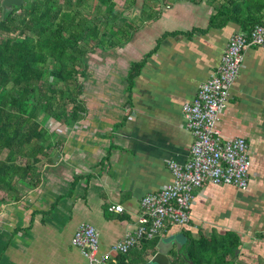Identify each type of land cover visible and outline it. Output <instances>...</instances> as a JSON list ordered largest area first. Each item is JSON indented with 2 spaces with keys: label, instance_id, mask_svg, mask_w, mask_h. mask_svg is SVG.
Wrapping results in <instances>:
<instances>
[{
  "label": "crops",
  "instance_id": "crops-1",
  "mask_svg": "<svg viewBox=\"0 0 264 264\" xmlns=\"http://www.w3.org/2000/svg\"><path fill=\"white\" fill-rule=\"evenodd\" d=\"M114 1L129 37L84 56L85 115L64 125L61 138L53 133L60 142L39 164V186L19 184L22 199L0 200V264H31L23 256L38 234L37 247L49 250L38 264H79L83 258L72 240L80 225L99 231L101 253L133 230L140 200L172 183L171 161L189 158L193 137L183 106L217 69L230 36L264 24V0H137L135 7ZM135 63L141 67L129 86ZM219 129L250 145L248 189L205 182L195 192L188 224L169 225L161 237L113 256L110 264L122 258L145 264L160 239L174 234L185 253L188 238L217 244L227 232L240 240L233 264H264V50L244 53ZM118 205L122 213L114 210Z\"/></svg>",
  "mask_w": 264,
  "mask_h": 264
},
{
  "label": "trees",
  "instance_id": "trees-1",
  "mask_svg": "<svg viewBox=\"0 0 264 264\" xmlns=\"http://www.w3.org/2000/svg\"><path fill=\"white\" fill-rule=\"evenodd\" d=\"M2 1L0 200H20L19 184L36 189L39 164L58 148L60 141L45 128L46 122L68 126L86 113L80 80L84 56L97 47L118 45L129 31L121 27L126 25L120 23L114 0H24L22 7L7 12ZM125 5L135 7L137 0H125ZM211 20L213 25L216 17ZM140 67L131 66L129 86ZM156 244L152 241V248ZM239 246L235 233L227 232L217 244L188 238L184 258L173 251L169 264H233L230 257ZM119 260L124 264V258Z\"/></svg>",
  "mask_w": 264,
  "mask_h": 264
},
{
  "label": "built area",
  "instance_id": "built-area-1",
  "mask_svg": "<svg viewBox=\"0 0 264 264\" xmlns=\"http://www.w3.org/2000/svg\"><path fill=\"white\" fill-rule=\"evenodd\" d=\"M230 38L217 69L200 85L195 99L183 106V116L193 137L188 160L169 163L172 183L140 200L136 227L108 252H100V233L93 225H80L72 240L83 258L79 264H108L113 256L128 254L131 249L161 237L169 225L188 224L195 192L205 182L229 185L240 191L248 189L250 145L243 138L224 137L219 122L239 78L244 53L252 47L264 50V24ZM114 210L122 213L123 207L118 205Z\"/></svg>",
  "mask_w": 264,
  "mask_h": 264
},
{
  "label": "water",
  "instance_id": "water-1",
  "mask_svg": "<svg viewBox=\"0 0 264 264\" xmlns=\"http://www.w3.org/2000/svg\"><path fill=\"white\" fill-rule=\"evenodd\" d=\"M24 5V0H3L2 7L4 12H7L13 8H20ZM176 245L177 255L181 254L184 242L174 234L169 237L161 238L157 244L158 251L152 254L150 259L145 264H169L170 257L173 254V248Z\"/></svg>",
  "mask_w": 264,
  "mask_h": 264
},
{
  "label": "rangeland",
  "instance_id": "rangeland-1",
  "mask_svg": "<svg viewBox=\"0 0 264 264\" xmlns=\"http://www.w3.org/2000/svg\"><path fill=\"white\" fill-rule=\"evenodd\" d=\"M80 80H82V76L80 77ZM45 128L48 129L51 133H57L60 136L58 138H61L62 136H64L66 130L63 124H60L57 121H54L53 119H49L46 124H45ZM55 134V135H57ZM240 138V137H237ZM42 228L38 227L37 231H40ZM169 236V235H168ZM42 236L40 234H38V237L36 238V242L33 246H31V252L25 253V255L23 256L24 259H26L27 261L32 259L31 264L33 263V259L35 261V264H38V256H43V255H48V248H38L37 247V243L40 241H42ZM110 264V262L108 263Z\"/></svg>",
  "mask_w": 264,
  "mask_h": 264
},
{
  "label": "flooded vegetation",
  "instance_id": "flooded-vegetation-1",
  "mask_svg": "<svg viewBox=\"0 0 264 264\" xmlns=\"http://www.w3.org/2000/svg\"><path fill=\"white\" fill-rule=\"evenodd\" d=\"M180 253H181V254H179V255L182 256V257L184 258V256H183V254H184V247H183V249L180 251Z\"/></svg>",
  "mask_w": 264,
  "mask_h": 264
}]
</instances>
